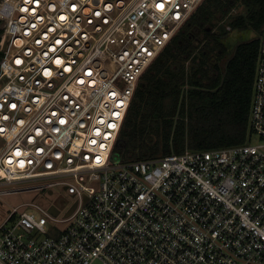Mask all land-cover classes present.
Segmentation results:
<instances>
[{"label":"built area","instance_id":"built-area-1","mask_svg":"<svg viewBox=\"0 0 264 264\" xmlns=\"http://www.w3.org/2000/svg\"><path fill=\"white\" fill-rule=\"evenodd\" d=\"M202 1L0 0V185L75 204L12 208L0 264H264V27L245 144L113 153L141 76Z\"/></svg>","mask_w":264,"mask_h":264},{"label":"trees","instance_id":"trees-1","mask_svg":"<svg viewBox=\"0 0 264 264\" xmlns=\"http://www.w3.org/2000/svg\"><path fill=\"white\" fill-rule=\"evenodd\" d=\"M223 19L230 31L217 26ZM263 27L264 0H203L141 76L113 153L137 161L245 144ZM233 30L258 38L236 45L222 66Z\"/></svg>","mask_w":264,"mask_h":264},{"label":"rangeland","instance_id":"rangeland-1","mask_svg":"<svg viewBox=\"0 0 264 264\" xmlns=\"http://www.w3.org/2000/svg\"><path fill=\"white\" fill-rule=\"evenodd\" d=\"M239 11H241V8L235 9L233 11L234 13L231 14L235 15ZM219 25L226 28L227 24L225 19L219 22L217 26ZM256 38H258V36L252 31L233 30L232 32L227 33V35L224 37V41L228 46V52L222 58L221 65L223 66L226 60L231 56L236 45L246 41L254 40ZM259 141V138L255 135H253L250 140L252 144H257ZM112 160L115 161L116 159L113 158ZM25 186L27 187L30 185L21 184V186H18L17 184L16 187ZM12 187L14 186L0 185V225L5 221L12 208L25 203H34L44 210H49L51 207H54L59 211L58 218H63L74 200L73 196L67 194L66 191L60 187L6 194L5 192L11 190Z\"/></svg>","mask_w":264,"mask_h":264},{"label":"water","instance_id":"water-1","mask_svg":"<svg viewBox=\"0 0 264 264\" xmlns=\"http://www.w3.org/2000/svg\"><path fill=\"white\" fill-rule=\"evenodd\" d=\"M74 208H75V204H73V205L69 208V210H68V211L66 212V214H65V217L69 216V215L72 213V211L74 210ZM50 212H51L53 215H56V214L58 213L57 209H55L54 207H51V208H50Z\"/></svg>","mask_w":264,"mask_h":264},{"label":"snow or ice","instance_id":"snow-or-ice-1","mask_svg":"<svg viewBox=\"0 0 264 264\" xmlns=\"http://www.w3.org/2000/svg\"><path fill=\"white\" fill-rule=\"evenodd\" d=\"M159 7H163V5H159Z\"/></svg>","mask_w":264,"mask_h":264}]
</instances>
